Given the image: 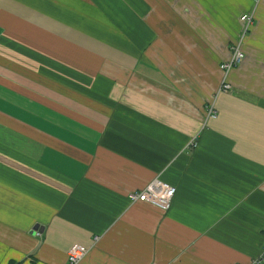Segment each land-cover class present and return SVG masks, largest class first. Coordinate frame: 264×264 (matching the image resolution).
<instances>
[{
  "label": "crops",
  "instance_id": "obj_1",
  "mask_svg": "<svg viewBox=\"0 0 264 264\" xmlns=\"http://www.w3.org/2000/svg\"><path fill=\"white\" fill-rule=\"evenodd\" d=\"M153 178L165 212L129 198ZM263 241L264 0H0V264L74 243L80 264H248Z\"/></svg>",
  "mask_w": 264,
  "mask_h": 264
},
{
  "label": "built area",
  "instance_id": "obj_2",
  "mask_svg": "<svg viewBox=\"0 0 264 264\" xmlns=\"http://www.w3.org/2000/svg\"><path fill=\"white\" fill-rule=\"evenodd\" d=\"M253 14L244 13L239 16L241 22V32L237 40L231 42L229 48L228 57L223 60L219 67L223 72V80L221 82L220 90L228 91L231 87L230 83L226 80V75L230 70L239 65L245 58L244 50L242 48L243 39L247 36V33L253 23ZM189 147H194L195 142L191 140ZM175 193V187L158 179L153 178L141 189L134 190L129 194V198L132 202H145L160 211H167L171 205L172 198ZM99 240L96 236L93 240L95 244ZM90 246H86L81 243H74L70 246L67 252V260L65 264H80V262L88 255ZM264 261V241L262 243L258 256L251 259L248 264H259ZM234 264H246V263H234Z\"/></svg>",
  "mask_w": 264,
  "mask_h": 264
},
{
  "label": "water",
  "instance_id": "obj_3",
  "mask_svg": "<svg viewBox=\"0 0 264 264\" xmlns=\"http://www.w3.org/2000/svg\"><path fill=\"white\" fill-rule=\"evenodd\" d=\"M37 228H34V231L36 230Z\"/></svg>",
  "mask_w": 264,
  "mask_h": 264
}]
</instances>
